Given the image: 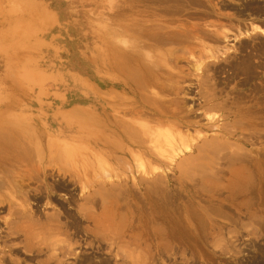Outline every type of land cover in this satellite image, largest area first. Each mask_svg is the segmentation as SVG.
<instances>
[{
    "label": "rangeland",
    "instance_id": "1",
    "mask_svg": "<svg viewBox=\"0 0 264 264\" xmlns=\"http://www.w3.org/2000/svg\"><path fill=\"white\" fill-rule=\"evenodd\" d=\"M146 1L148 0H0V134L3 136H0V229L6 224H10L12 228L15 223L24 222V217L44 223L50 217L56 219L59 214L62 215L64 198L69 194L60 191L48 194L43 187H38L41 183L29 181L27 175L31 165L34 168L47 166L45 161L49 156H53L62 166L70 164L66 165V169L71 175L76 173L91 184L93 181L113 184L118 182L114 172L109 173L108 169L105 173L106 169L98 165L89 132L97 101L102 108H106L105 100L115 94L135 101L133 94L123 93L122 75L113 68V61L111 62L116 47L124 49L130 46L135 54L138 53V59H151V66L158 68L159 65L161 76H156H163L161 80L158 78L163 85L158 84L160 87L151 86L149 89L153 96L166 101L167 109L160 107L158 110L161 109L166 116L171 113L180 115V111H176L181 108L185 110L184 113L190 114L183 118L187 120H182L187 125L179 124L177 119L174 121L175 118L166 121L149 114L140 115L139 119H142H138L137 123L142 133H145L144 141L146 145L149 144V148H153L152 152L159 159L158 162L152 161L142 155L141 162H137L132 156L131 159L124 157V174L132 179L130 183L142 177L150 179L154 176V171L158 172L159 179L170 180V187L176 190L173 192L177 196L173 204L176 225H180L179 221L184 223V218H187L189 229L185 236L183 232L176 235L173 250L153 258L148 255L144 244L136 247L135 244L120 243L125 245L123 250L132 253V262L126 260L125 263L264 264V185L261 181L264 180V0ZM150 25L156 26V35L159 34L161 38L157 36L153 41L144 37L143 27L147 26L149 30ZM158 26L165 29L158 31ZM170 31L178 36L180 34L179 37L185 35L190 37L189 40L193 38L189 41L184 36L183 40L186 41H183L182 37L172 35ZM183 32L186 34H182ZM165 33L172 35L173 40L171 37H164L168 35ZM143 40L145 44L142 43ZM160 41L166 45L157 44ZM148 45L158 49L149 48ZM144 54L145 57H152L143 59ZM157 58H163V61L159 60L160 63ZM244 62L249 66H245ZM197 66L199 70H195ZM238 66H244V71ZM163 80H166L165 84ZM162 87L171 88L170 91L165 88L166 92L169 91L165 93ZM199 88L201 93H198ZM201 88L205 89L202 91ZM204 97L207 98L206 101ZM202 104L205 105L202 107ZM131 105L129 103L128 106ZM173 106L179 108L174 109ZM119 108L113 111L108 109L106 112L110 115L115 113L118 119L127 121L134 118L133 115L123 116ZM138 110L142 111L140 107ZM182 110L180 116L184 114ZM176 125L178 129L174 128ZM222 127L227 128L224 130ZM157 131L163 132L158 135ZM168 134L174 142L168 139ZM238 134L248 137L240 135L239 138ZM160 137L169 141L172 147ZM214 138L216 143L226 145L220 147L222 154L217 150L218 159L212 156L214 154L211 151L212 155L206 152L215 146L209 148L207 143L202 145L205 140ZM245 138H248L247 142ZM179 139L182 140L181 148ZM188 145L192 147L188 154L196 158V164L197 161L201 164L200 167L194 164L196 179L193 172V176L186 174L188 169L185 173L179 171L189 166V173L192 171L195 162L191 159L193 157L189 159L188 154L177 155ZM198 146H205L203 151L207 156H204ZM25 151L29 155L32 152V158L22 157L21 154ZM37 151L40 153L37 154ZM68 151L73 157L72 161ZM200 152L204 158H197ZM234 153L246 157V161L239 160L234 165H227L222 156H233ZM241 157L239 159L244 158ZM213 158L222 161L214 163ZM181 160L184 161L183 165ZM140 163L145 166L147 173L140 171ZM202 164L205 166L201 167ZM196 167L201 170L197 172ZM150 170L154 174H149ZM49 171L51 176H47V184L62 177V173L55 169ZM125 175L122 177L123 182ZM186 176L193 178L189 180L190 177ZM196 181L197 184L193 183ZM80 187L76 184L71 189L76 192L77 203L85 205L82 197L87 195L86 189L82 192ZM105 187L108 189L110 186ZM38 188H42V193ZM122 205L124 210L120 208L119 212L125 214L127 208ZM133 209L129 207L128 210L135 215ZM57 219L63 222L60 217ZM86 225L90 226L88 223ZM59 236H50L51 239L47 237V241L53 243L56 239L64 238L63 235ZM18 238L22 239V235ZM38 238L43 237L39 235ZM9 240L12 244L20 243L19 240ZM126 244L131 247H126ZM108 248L105 252L98 253L99 256L96 255L97 260L105 255L110 258L118 255L115 252H119L111 247L110 252H106ZM43 253L48 256L52 254V250H45ZM122 254L125 255L124 252ZM12 256L17 260L15 264H23L22 257L15 254Z\"/></svg>",
    "mask_w": 264,
    "mask_h": 264
},
{
    "label": "bare ground",
    "instance_id": "2",
    "mask_svg": "<svg viewBox=\"0 0 264 264\" xmlns=\"http://www.w3.org/2000/svg\"><path fill=\"white\" fill-rule=\"evenodd\" d=\"M149 1L150 0H148L146 2L149 3ZM167 10H171V9H167ZM172 13H174V12H172ZM172 13H170V14H172ZM170 14H168V15H170ZM208 17H210V16H208ZM155 20H157V19H155ZM162 21H164V20H162ZM154 26L152 25L149 30H148L147 26L143 27V28H145L143 35L146 39H151L153 41H155L157 39V36L159 34L156 35V30H154L156 28V26L155 27ZM161 27L162 26H160V28H159V26H158L157 30L158 29L163 30L164 27L163 28H161ZM255 29H257V28H255ZM151 30H153V31H151ZM157 33H159V32H157ZM169 33H165V34L169 35ZM174 33L175 32H171L170 34L178 36L177 33L176 34H174ZM162 34H161V36H162ZM182 34H186V33L183 32ZM168 35L167 36L165 35L164 37H166V38L168 37V39H169V37L172 36V35H169V36ZM176 36H174V37H176ZM179 36H180V34H179ZM184 36L185 35L181 36L182 37L181 40H183ZM188 36H189V34H188ZM178 37H176V38L178 39ZM181 37H179V38H181ZM211 37H212V35H211ZM158 38H161V37L158 36ZM176 38H174V39H176ZM185 38H187V36H185ZM192 38L193 37H191V40H192ZM170 39H172V37ZM189 39H190V37L187 38L186 40H189ZM191 40H189V41H191ZM129 43H131V42H129ZM142 43L145 44L146 42L143 40ZM160 43H162V42L160 41L157 44H160ZM163 43L166 45L165 42H163ZM199 43H200V41H199ZM123 44H125V43H123ZM138 44H140V43H138ZM181 44H182V42H181ZM135 45H136V43H135ZM163 45H162V47H163ZM200 45H201V43H200ZM118 47H116V50L114 51V52H116L114 54L115 56L112 58L110 55V58H112L111 62L113 61L112 66L115 70H118L122 75V78H123L122 81L123 82H122L121 86H122L123 93L124 94H133V96L135 97V101L133 102V101H129L128 98L118 97L115 93H114L115 96L109 97L105 100L106 101L105 102L106 108H102L99 104V101H97L96 104L94 105L95 107H94V114L92 117V127H91L90 132H89L90 142H91L93 148L95 149V156H96V161L98 162V165L100 166V168L106 169L105 173L107 172L108 169H109V173H110V171L114 172L115 176L118 178V182L116 184H113V182H107V181H103L101 183L93 181V183L91 184L87 180L84 181L85 179H83V177H80L76 173H73V175H71L68 172V169H66V165H70V164H66L65 166H62V165L57 163L56 159L53 156H49L47 159V162L45 161V163H47V166H45V167L42 166L41 168L40 167L34 168V165L30 164L31 165L30 173L27 174V175H29L28 176L29 181H35V182L38 181L39 183H41V185L39 184L38 187H40V186L43 187L47 191L48 194H52V192L56 193V192L60 191V192H67V194H69V196L64 198L65 203L64 202L63 203L65 204L64 205L65 208L63 209L62 215L59 214L56 217V219L50 217L49 220H47V221L44 220L46 222L40 223V222L36 221L37 219H35V221L31 219V221H30V220L26 219V217H24L25 218L23 220L24 222H21L18 224L15 223L14 227H12V228L10 227V224H6V226L1 228L0 229V244L2 243V246H0V264H15V262L17 263L16 258H14L12 256L13 254L19 255L20 257H22L23 258V264H26V263H32V264H126L125 263L126 260L131 261L132 253H131V251L127 252L126 250H123L122 247H124L125 245L122 244L123 245L122 246L120 243L127 242L129 244H135L136 247H139L141 244H144L146 246L145 250L147 251L148 255H150L153 258L156 255L159 256V255H162L166 252L173 250L174 239L176 238V235H179L181 232H183L184 236H185V233L187 234V230L189 229V223L187 221V218H184V223L182 221H179L180 225L177 226L176 225L177 223L175 222V218L173 217V211H174L173 210V204L177 200V198H176L177 196L173 192V191L176 192V190H172L170 187V184H171L170 180H166V181L164 180L163 181L162 179H159L158 172L154 171L155 172V174H154L153 170H150L149 174H151V173L154 174V176L152 178H150V179L149 178H143V177L138 178L137 181L135 180V182H133V183L131 182L132 183L131 184L130 181L132 179H130L128 176H126L124 174L126 171L125 170L126 168L123 167L122 161H123L124 157L130 158L132 156L134 160H136L137 162H141L142 155H144V156L146 155L152 161L158 162V159H159L158 155H156L155 152H152L153 148L152 147L149 148L148 147L149 144L146 145V142L144 141V138H143L145 133L143 132L144 133V135H143L142 130H140V127L137 123V120L140 118L139 117L140 115L149 114V115H152L155 117L157 116L161 120L165 119L166 121H169L168 120L169 118H175L174 121L177 119L179 124L181 123L182 125L183 124L187 125V122H182V120H184L183 119L184 117H187V116L189 117L190 112H189V114L184 113L185 110H182V108L178 105L181 108V110L183 111L182 114L184 113L183 116H180L181 110L178 109L179 107L178 108L174 107L175 104H173L174 105L173 107H174V109H178L176 112L180 111V115H178V113H171L170 112L171 114L169 116H166L165 114H163V111H161V109L158 110L160 107L161 108L164 107L163 110L167 109V108L165 109L166 101L161 100L159 97L157 98L156 95L153 96V94L149 91V89L151 86L153 87V86H157L158 84H160L159 80H158L159 76H161V75H159V70H158L159 65H158V68L151 66L150 64H152L151 63L152 60L150 58L152 56L150 58L145 57L146 53L144 54L143 59H145V58L150 59V61L144 60L145 61L144 62L143 60L138 59V57L136 56V54H138V53L135 54L134 53L135 50H133V48H130V46L125 47L124 49L118 48ZM132 47H134V46H132ZM147 47H149V48L155 47L154 48L155 50L158 49V48H156V46H152V45L151 46L148 45ZM110 51H111V49H110ZM186 51H187V49H186ZM111 52L114 53L113 50ZM161 54L163 55V57H166L162 52H161ZM161 54H160V56L162 57ZM108 55H109V53H108ZM152 59L154 60V58H152ZM157 59H158V61L160 60L159 58H157ZM162 59L160 61H163ZM154 64H157V63H154ZM244 64H245V62H244ZM161 66H164V65H161ZM199 66H197L195 70H199ZM245 66H249V65L245 64ZM239 67L240 66H238V68ZM242 67L244 68V66H242ZM242 67H240V68H242ZM235 68H237V67H235ZM243 68H242V70L240 69L242 72L244 71ZM249 68H246V69H248V71H250ZM162 71H164V70L162 69ZM156 75H159V76L157 77ZM162 78H163V76L159 79L161 80ZM211 78H213V77H211ZM165 81L166 80H163L164 84H165ZM160 85H163V84H160ZM160 85H158V86L160 87ZM212 86H214V85L212 84ZM162 88H164V87H162ZM165 88L167 89V87H165ZM165 88H164V92L167 93L170 91L169 88H171V87H168L167 90H169V91H167V92L165 91L166 90ZM192 89L194 90V88H192ZM202 89H205V88H201V90ZM156 90L159 91V89H156ZM160 90L162 91V89H160ZM173 90L176 91L175 89H173ZM178 91H179V89H178ZM199 91H200V88L198 90V93H199ZM213 91L215 92V90H213ZM200 93H201V91H200ZM185 94H186V92H185ZM119 95L122 96V94H119ZM214 97H215V95H214ZM204 98H206V97H204ZM211 98H213V97H211ZM173 100H175V99H173ZM206 100H207V98L205 99V101ZM201 101H203V100H201ZM129 103H132V105L128 106ZM169 104L171 105V103H169ZM204 105L205 104H202V107ZM212 105L213 104H211V107H212ZM197 106H199V105H197ZM118 107H120L119 110L122 112L123 116L133 115L134 118L127 121L124 119H118L116 117L115 113L110 115V114H108L109 112L108 113L106 112L108 109H110L109 111H113V110H115V108H118ZM138 107H140V109L142 111L138 110ZM199 107H201V106H199ZM208 109L209 108H207V110ZM116 113H119V112H116ZM194 114H197V113H194ZM194 114H192V116H194ZM145 117H147V116H145ZM143 118H144V116H143ZM151 118H153V117H151ZM141 119H139V120H141ZM159 119H158V121H159ZM185 120H187V119L185 118ZM170 122H171V120H170ZM153 123H155V120L153 121ZM159 123H162V122H159ZM157 124H158V122H157ZM172 124H174V123H172ZM175 124H176V122H175ZM159 125H161V124H159ZM164 127L167 129L166 125ZM164 127L162 129H165ZM174 128L178 129L177 125ZM222 128L223 129L225 128L224 130H226L227 127H222ZM233 131L236 132L235 129ZM233 131H230V132H233ZM157 132H158V135H161L160 133H162L163 131L162 132L157 131ZM227 132H229V130H227ZM165 133H166V130H165ZM185 134L186 133H184V135ZM240 135L238 134L237 137H239ZM0 136H2V135L0 134ZM166 136L169 137V134ZM246 136L241 135V137H243V138ZM185 137L186 136H184V138ZM2 138H3V136H2ZM160 138H163V137H160ZM19 139H20V137H19ZM149 139H150V137H149ZM168 139H170L171 141L173 140L172 142H174V139H172L171 135ZM177 139H178V136H177ZM245 139H246L245 141L247 142L248 138H245ZM162 140L164 143L168 142V144H170L169 141L164 140V138ZM214 140H215V138L213 140H211V139L205 140V143H203L202 145H205L207 143L206 145L209 148H213L215 146L213 149H216V147L218 146L219 149L214 150V153L212 152L213 149L208 150V151L206 150V152H208L210 155L214 154L212 156L217 157L218 151H219V154H222V152H220L221 151L220 147H223V146L226 147V145L221 144V143H216L217 141L216 140L214 141ZM217 140H219V138ZM181 141L182 140L178 141L179 144H181L180 148L183 147ZM207 141L208 142L211 141L210 142L211 144L209 145ZM197 145H198V143H197ZM25 146H27V144ZM170 146L172 147L171 144H170ZM9 147H10V145H9ZM198 147H200V146H198ZM208 147H206V149ZM203 148H205V146L202 147L200 150L202 153L205 151V150L203 151ZM156 149H157V146H156ZM157 150H159V149H157ZM191 150H192V147H190L189 145L185 146V148L182 151H179L177 153V155H179V154H183V155L186 154L187 155ZM210 151L212 154L210 153ZM159 152H160V150H159ZM38 153H40V152L37 151V154ZM133 153H135L134 156L132 155ZM202 153L200 154V156H197V158H199V157L204 158V156H207V155H205V152H204V156L202 157V155H203ZM239 153L241 154V152H239ZM69 154H70V152L68 151V156L71 155V154L70 155ZM234 154H237V153H234ZM234 154H233V156L232 155H227L225 157H223L224 155L222 156L223 160H226V162L228 163L227 165H234V162L239 161V160L244 161L246 158V157L242 156L244 158L239 159L241 156H238V154L237 155H234ZM190 155L191 154L187 155V157L189 159H190V157H193L192 155L191 156ZM21 156L24 157L25 159L32 158V152L29 155L28 151H25L24 154H21ZM187 157H182V158L185 159ZM42 158L44 159L45 157H42ZM72 158L73 157L71 155V158H70L71 161H72ZM206 158H208V157H205V159ZM215 158H213V160H212L214 163H218V162L222 161V160L221 161L216 160V159H218V157L216 159ZM67 159H69V158H67ZM191 159H192V161H195L192 165L193 166L192 171H190V173H189V169H190L189 168L190 166H189L186 169H182V170L180 169L179 170L180 173H183L184 171H186L188 169L187 170L188 172L186 174L190 175L193 171H195L194 164H196V160H194V159H196V158L193 157ZM63 160H65V157H63ZM146 160H148V159H146ZM207 160H209V159H207ZM110 161L112 162V164H110ZM190 161H188V162H190ZM192 161H191V164H192ZM209 161H208V163H209ZM25 162H26V160H25ZM66 162L67 161L65 160L64 163H66ZM125 162H127V161H125ZM183 162L184 161L181 160L182 165H183ZM198 162L199 161H197L196 166L200 167L201 164L199 163L200 164L199 165ZM146 163H148V162H146ZM181 163L179 164V168H180ZM237 163H239V162H237ZM203 165L204 164H202L201 167H203ZM209 165H210V163H209ZM217 165H215V166H217ZM215 166L213 168H215ZM218 166L216 168H218ZM48 168H50L51 170L55 169L58 173H62V177H60L59 179L57 178V180L53 179L54 180L53 182L50 181L51 184H47L45 182L48 178L47 176H51L48 173V171H49ZM139 168H140V171L142 173L148 172L147 169L145 168V166H143V164H141V163L139 165ZM139 168H138V170H139ZM193 168H194V170H193ZM205 168H207V167H204V169ZM216 168H215V170H217ZM198 169L201 170V168H198ZM224 169H226V168L224 167ZM224 169H222V170H224ZM154 170H156V167ZM196 170H197V167H196ZM199 170H197V172ZM227 170H228V168H227ZM206 171H208V170H206ZM220 171H221V169H220ZM23 172H24V170H23ZM40 174L42 175V177H40L41 179L39 178ZM195 174L196 173H194V178L197 175V174L196 175ZM206 174H209V173H206ZM212 174H213V172H212ZM222 174H223V171H222ZM124 175L126 178H124V182H123L122 177H124ZM199 175H201V173ZM210 175H211V172H210L209 176ZM215 175H216V172H215ZM192 176H189L190 178L186 176V178H189V180H190L193 178ZM205 176H208V175H205ZM202 179H199V180L202 181ZM182 180H183V178H182ZM261 181L263 182V185H264V180H261ZM122 182H123V184H122ZM193 183L197 184V181L193 182ZM193 183L191 182V184L194 187ZM76 184H79L81 186L80 188H82L81 189L82 192L85 191V189H86L85 194H87V195H84L82 197V200H84L86 202L85 205H83V204L80 205L77 203V198L75 195L76 192L74 193V190L71 189V187L76 185ZM235 184H237V183H235ZM105 185H109L110 187L108 189H105L106 188ZM200 187H202V186H200ZM182 188H183V186H182ZM40 189H42V188H40ZM40 192H41V190H40ZM81 202L83 203V201H81ZM86 204L88 206H86ZM121 204H123L122 205L123 207L127 208V210L125 209L126 210L125 214H121L119 212V209L120 208L122 209ZM18 207L20 209V206H18ZM129 207H133L135 209V215L131 211L128 210ZM122 210H124V209H122ZM184 213H185V210H184ZM19 216H21V215H19ZM53 216L55 217V214ZM59 217L61 218V220H63V222H61L59 219H57ZM86 223H88L90 226L86 225ZM7 225H9L8 227H10V228H8ZM3 233L5 235H3ZM20 234L22 235V239L18 238V236H21ZM39 235H42L43 238L42 239L38 238ZM59 235H61V236L63 235L64 238L61 240L56 239L53 243L47 241V237H50V236L55 237V236H59ZM9 238L12 240H19L20 243H17L15 241L16 243L14 244V242H13V244H12V242H11V240H9ZM51 238L52 237H50L49 239H51ZM37 240L39 241V243H36V242H38ZM107 247L114 248L116 251L121 253V254H119V253L115 252L116 254H118L115 257H119V258L113 257L115 259H114V261H112L113 258H110V256L105 255V257H103V258L99 257V259L97 260L98 257L96 255L99 256L100 254H98V253H100L101 251L103 252L104 250L107 249ZM126 247L130 248L131 246L126 244ZM109 248L106 252L109 251ZM49 249L52 250V254L46 256L43 252L45 250H49ZM121 249L123 250V252L125 254L124 256L122 254L123 252H121ZM105 254H107V253H105ZM111 254H109V255H111ZM149 259H150V257H149ZM156 261H157V259H156ZM132 264H134V262Z\"/></svg>",
    "mask_w": 264,
    "mask_h": 264
}]
</instances>
